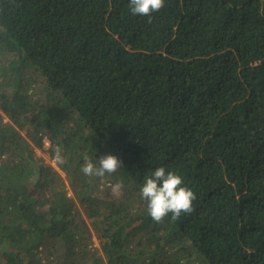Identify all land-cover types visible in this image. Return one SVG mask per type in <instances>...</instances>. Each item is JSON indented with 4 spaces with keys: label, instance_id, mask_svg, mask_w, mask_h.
<instances>
[{
    "label": "trees",
    "instance_id": "16d2710c",
    "mask_svg": "<svg viewBox=\"0 0 264 264\" xmlns=\"http://www.w3.org/2000/svg\"><path fill=\"white\" fill-rule=\"evenodd\" d=\"M128 3L0 0V264H264V0ZM158 167L190 214L148 215Z\"/></svg>",
    "mask_w": 264,
    "mask_h": 264
},
{
    "label": "clouds",
    "instance_id": "9594fccd",
    "mask_svg": "<svg viewBox=\"0 0 264 264\" xmlns=\"http://www.w3.org/2000/svg\"><path fill=\"white\" fill-rule=\"evenodd\" d=\"M165 6V0H129L128 7L133 16H147L149 20L154 12ZM63 148L59 145L53 149V160L58 164L68 161L63 155ZM80 171L89 178H99L101 183L106 176H112L121 168V161L114 155H106L98 160L94 156L84 153ZM108 187L114 195H119L124 185L122 182L109 183ZM141 197L147 202V212L156 223H162L171 214V220H178L182 214H190L196 194L189 187L184 186L182 176L169 171L165 167H158L150 175L145 176L140 188Z\"/></svg>",
    "mask_w": 264,
    "mask_h": 264
},
{
    "label": "rangeland",
    "instance_id": "374dc122",
    "mask_svg": "<svg viewBox=\"0 0 264 264\" xmlns=\"http://www.w3.org/2000/svg\"><path fill=\"white\" fill-rule=\"evenodd\" d=\"M37 152H38V155L41 156L46 162H48L50 165H53L56 169H58V164L53 160V158H51V156L48 153L41 151V150H37ZM67 186H68V182H67ZM68 187H69V194L71 195L72 190L70 189V185ZM94 239L97 240L96 238Z\"/></svg>",
    "mask_w": 264,
    "mask_h": 264
}]
</instances>
